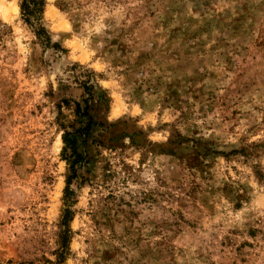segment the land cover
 Returning <instances> with one entry per match:
<instances>
[{
  "label": "rangeland",
  "instance_id": "374dc122",
  "mask_svg": "<svg viewBox=\"0 0 264 264\" xmlns=\"http://www.w3.org/2000/svg\"><path fill=\"white\" fill-rule=\"evenodd\" d=\"M0 0V264H264V0ZM105 90L79 118L81 83ZM83 105V104H82Z\"/></svg>",
  "mask_w": 264,
  "mask_h": 264
},
{
  "label": "trees",
  "instance_id": "16d2710c",
  "mask_svg": "<svg viewBox=\"0 0 264 264\" xmlns=\"http://www.w3.org/2000/svg\"><path fill=\"white\" fill-rule=\"evenodd\" d=\"M44 1L43 0H21L19 4L21 18L34 32L35 37L40 41L43 47H51L63 51L60 45L51 40V37L42 23V13H43ZM84 94L82 104L79 101H73L75 105V114L79 118H84L88 115L90 109V101L95 100L99 105H106L108 102V97L101 87L96 83H93L90 78L87 81L81 83ZM92 120L89 119L84 127L72 128V131L64 129L62 135L63 148H62V158L66 161L69 169V174L67 175L64 187V209L63 217L61 220V225L64 227L63 235L61 238V247L56 255V260L51 262V264H63L65 256L67 254V246L69 241L68 234V222L71 220L72 211L71 205L73 203L74 192L71 190L70 185L72 180L84 177L78 173V170L83 168L87 163L85 155H82L76 147V134H80L83 139L87 135V130L89 129Z\"/></svg>",
  "mask_w": 264,
  "mask_h": 264
}]
</instances>
